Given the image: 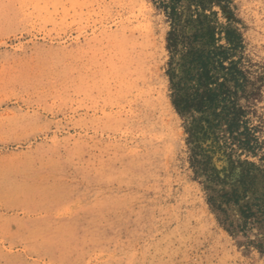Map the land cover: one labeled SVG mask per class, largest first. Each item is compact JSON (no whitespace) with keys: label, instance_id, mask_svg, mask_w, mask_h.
Returning a JSON list of instances; mask_svg holds the SVG:
<instances>
[{"label":"rangeland","instance_id":"374dc122","mask_svg":"<svg viewBox=\"0 0 264 264\" xmlns=\"http://www.w3.org/2000/svg\"><path fill=\"white\" fill-rule=\"evenodd\" d=\"M211 11L242 39L237 102L258 144L200 132L209 181L172 103L158 4L0 0V264H264L250 242L264 217L241 230L244 199L220 197L239 160L264 170V0Z\"/></svg>","mask_w":264,"mask_h":264},{"label":"trees","instance_id":"16d2710c","mask_svg":"<svg viewBox=\"0 0 264 264\" xmlns=\"http://www.w3.org/2000/svg\"><path fill=\"white\" fill-rule=\"evenodd\" d=\"M153 1L163 9L170 23L167 48L172 103L186 122L192 143V165L196 172L204 171L206 179L211 181L218 176L214 175L218 170L210 164L206 152L209 144L205 145L206 139L200 141V132H209L207 139L211 138L212 144L217 140L215 128L224 125L232 142L243 150L254 152L258 144L247 125V112L237 102L245 77L232 56L242 39L229 24L219 25L218 20L211 18L217 15L216 11L206 13L208 4L221 5L224 0ZM222 39L225 43H220ZM238 162L242 170L232 183V190L220 192V197L223 203L236 205L244 199L240 205L244 224L239 227L251 229L264 217V188L259 192L257 186L260 175L264 178V170L248 160ZM217 178L219 182L220 177ZM210 200L211 204H216L213 196ZM218 208L224 210L221 205ZM228 230L235 231L229 227ZM250 242L263 249L264 233Z\"/></svg>","mask_w":264,"mask_h":264}]
</instances>
